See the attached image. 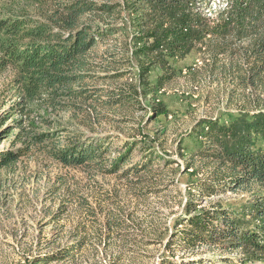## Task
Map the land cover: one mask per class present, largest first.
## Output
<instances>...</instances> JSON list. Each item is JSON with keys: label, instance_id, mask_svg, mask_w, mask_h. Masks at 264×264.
Wrapping results in <instances>:
<instances>
[{"label": "trees", "instance_id": "obj_1", "mask_svg": "<svg viewBox=\"0 0 264 264\" xmlns=\"http://www.w3.org/2000/svg\"><path fill=\"white\" fill-rule=\"evenodd\" d=\"M3 1L9 6L41 3ZM52 1L55 10L48 11L45 21L0 9V108L9 104L0 125L17 116L20 128L18 149L0 152V171L14 168L30 154L63 168L103 164V155L110 152L104 138L70 139L62 148L45 146L54 137L38 129L39 123H49L47 112L65 109L66 101L74 100L92 102L96 108L145 110L142 101L155 97L176 76L172 60L198 45L207 46L211 61L205 68L221 76L223 84L233 85L226 101L235 104L237 112L202 118L192 130L200 145L186 169L202 177L187 185V202L167 249L222 248L237 253L224 255V264H264V0H216L221 4L215 8L209 6L213 0ZM108 39L122 42V49L111 52L108 66H101L103 79L126 78V83L111 91L76 89L93 69L92 50ZM154 68L160 75L153 85L149 75ZM151 110L150 118L169 114L160 102ZM140 143H128L129 150L125 148L107 172L125 166ZM146 149L144 162L131 166L125 176L151 172L154 163L164 159L153 148ZM236 191L249 194L238 208H200L199 199ZM79 249L67 246L26 262L67 261ZM184 261L181 264H188ZM161 264L178 263L165 258Z\"/></svg>", "mask_w": 264, "mask_h": 264}, {"label": "rangeland", "instance_id": "obj_2", "mask_svg": "<svg viewBox=\"0 0 264 264\" xmlns=\"http://www.w3.org/2000/svg\"><path fill=\"white\" fill-rule=\"evenodd\" d=\"M38 2L9 6L0 0V9L8 15L45 21L48 11L55 10L53 1ZM219 4L213 0L209 6ZM206 48L198 45L172 60L176 76L155 97L142 101L145 110L96 108L92 102L74 100L66 101L65 109L47 112L49 123H39L38 129L54 136L45 141L48 148H62L70 139L99 137L106 139L110 152L103 155V164L78 168H63L43 155L30 154L14 168L0 171V264H28V260L67 246L80 249L72 259L51 264H161L165 258L178 264L184 260L224 264L221 258L232 253L222 248L188 250L173 245L167 249L187 202V185L202 177L194 176L193 168L186 169L191 153L200 145L190 135L192 130L202 118L237 112L235 104L228 106L226 101L233 85L223 84L221 76L205 68L211 61ZM121 49L122 42L116 39L99 43L89 58L90 75L75 88L111 91L124 85L126 78L103 79L106 60L111 61V52ZM159 75L158 68L150 73L153 85ZM159 102L169 114L150 118L152 107ZM8 107L0 108V118ZM16 119L9 117L0 125V152L20 146L15 145L20 131ZM223 121L230 119L223 117ZM132 142L140 144L132 148L130 161L117 173L107 172ZM146 147L164 159L156 161L151 172L125 176L131 166L144 162ZM248 196L243 191L228 192L199 199V203L200 208L218 204L238 208Z\"/></svg>", "mask_w": 264, "mask_h": 264}]
</instances>
